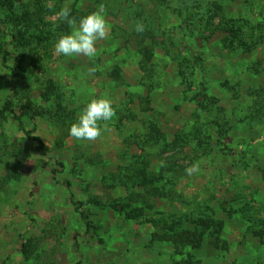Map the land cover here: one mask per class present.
I'll list each match as a JSON object with an SVG mask.
<instances>
[{
  "label": "rangeland",
  "instance_id": "1",
  "mask_svg": "<svg viewBox=\"0 0 264 264\" xmlns=\"http://www.w3.org/2000/svg\"><path fill=\"white\" fill-rule=\"evenodd\" d=\"M100 4L96 56L57 54L60 9ZM99 97L115 116L72 138ZM184 263L264 264V0H0V264Z\"/></svg>",
  "mask_w": 264,
  "mask_h": 264
},
{
  "label": "clouds",
  "instance_id": "2",
  "mask_svg": "<svg viewBox=\"0 0 264 264\" xmlns=\"http://www.w3.org/2000/svg\"><path fill=\"white\" fill-rule=\"evenodd\" d=\"M64 20L71 31L69 34L61 35L54 45L57 54L64 56H85L92 59L96 56L97 41L105 40L110 27L105 16V6L100 4L96 11H93L79 19L71 17L70 8L65 5L56 14ZM144 26L138 24L136 31L142 32ZM96 69L90 68V74ZM115 116V109L112 101L106 97L92 98L81 110L75 123L69 128V135L80 141H95L101 137L107 127V122ZM103 122V124L101 123ZM165 166L161 161V167ZM198 165H192L185 171L188 175L198 171Z\"/></svg>",
  "mask_w": 264,
  "mask_h": 264
},
{
  "label": "trees",
  "instance_id": "3",
  "mask_svg": "<svg viewBox=\"0 0 264 264\" xmlns=\"http://www.w3.org/2000/svg\"><path fill=\"white\" fill-rule=\"evenodd\" d=\"M143 51V50H142ZM147 55V56H146ZM147 60H149V56L148 54H145ZM206 99H209L207 96H205ZM12 107V104L10 101H7L1 111V114H3L6 111H10ZM11 113V112H10ZM17 121H19V119H16ZM31 141H35L38 143V148L37 150L40 151L43 148V144L40 140H38L37 138H32L30 137ZM55 173V172H54ZM53 173V175H54ZM76 212L79 213L83 223L85 224V227L87 229L90 228V221H89V215L88 213H86L85 211H79L78 208H76ZM202 228H207L208 230H210L209 235H214L219 233V231L222 229V223L221 222H215L213 220L210 221H199V223L196 226V229L194 231H181L178 235L173 236L174 238L171 240L176 247H180V246H191V247H199L200 244L203 241L204 238V234L200 231V229ZM214 229L213 231L211 229ZM159 239L164 240V241H169L172 237H169L167 235L161 237V236H157ZM33 249V245L29 242L27 245L23 244L21 246V254L24 256V258L27 260L29 258V256L31 255V251ZM184 264H190V263H184Z\"/></svg>",
  "mask_w": 264,
  "mask_h": 264
}]
</instances>
